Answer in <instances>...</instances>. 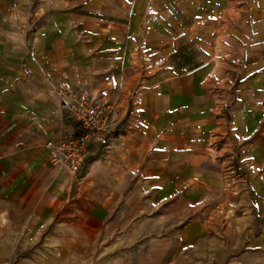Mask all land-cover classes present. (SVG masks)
<instances>
[{
	"label": "crops",
	"instance_id": "0c3cea01",
	"mask_svg": "<svg viewBox=\"0 0 264 264\" xmlns=\"http://www.w3.org/2000/svg\"><path fill=\"white\" fill-rule=\"evenodd\" d=\"M173 1L150 0V17L155 23L161 14L171 16L167 26L173 34L185 36L188 14L184 3L179 6ZM139 5V0H0V264H30L31 243L47 231V240L61 241L62 225L68 224L62 223L63 214L84 220L74 223L79 232L71 244L75 248L106 232L113 223V209H124L128 201L110 198V186L117 176L116 190H124L136 175L148 179L139 187L157 193L146 201L149 216L145 220L150 222H157L152 211L168 203V193L177 190L179 185L168 178L173 174L168 161L166 167L155 168L144 158L152 154L151 159L158 160L166 154L172 159L175 149L171 145L195 127L187 116L192 110L187 102L194 95L191 83L198 71L189 70V60L176 63L173 59L158 70L157 63L166 58L158 51L162 46L154 36V24L146 43L149 67H139L133 58L141 29ZM250 17L251 31L255 27L261 34L259 45L264 47V0L251 10ZM261 58L255 62L262 65L256 82L261 85L264 105V51ZM105 73L116 76L124 94L140 83L138 107L130 130L111 141L103 158L90 156L81 168L85 167L81 179L90 176L100 185V195L66 201L73 180L64 182L60 174L49 170L48 151L43 146L46 139L68 129L59 109L58 91L64 85L91 91ZM127 152L137 154V159H125L123 167L120 156ZM78 190L74 184L72 197ZM135 204L129 202L128 207H138ZM118 219L119 226H124L129 217ZM56 250L54 257L59 255ZM141 253L142 260L133 264H167L158 258V250Z\"/></svg>",
	"mask_w": 264,
	"mask_h": 264
},
{
	"label": "rangeland",
	"instance_id": "374dc122",
	"mask_svg": "<svg viewBox=\"0 0 264 264\" xmlns=\"http://www.w3.org/2000/svg\"><path fill=\"white\" fill-rule=\"evenodd\" d=\"M173 2L179 6L184 3L188 14L185 36L173 34L166 24L172 19L169 15H159L154 23L150 0H139L141 29L133 58L140 68L149 67L150 47L146 43L154 24V36L162 46L158 51L166 58L157 63L158 70L173 59L179 63L189 60V70L198 71L195 83H191L194 95L187 102L192 109L187 116L195 124L192 135L178 136L180 141L171 145L175 149L172 159L166 154L158 160L151 159L152 154L144 158L155 168L166 167L168 161L173 173L168 178L179 185L177 190L168 193V203L152 211L150 215L157 217V222H150L145 220L149 216L146 201L157 193L139 187L148 179L136 175L124 190H116L117 176L110 186V198L128 201L124 209H113L108 230L75 248L71 244L79 235L76 225L84 220L63 214L62 223L68 224L62 225V240H47V231L31 243L30 264H133L142 260L141 251L149 249L158 250V258L167 264H264V105L261 85L256 82L262 65L255 63L262 59L264 47L259 45L261 34L255 27L251 31L250 17L261 0ZM130 8L127 3V12ZM165 42H169L167 48L163 47ZM139 85L130 94L121 88L122 120L117 135L130 130ZM107 150L91 158H103ZM120 158L125 167L124 160L137 159V154L127 152ZM84 168L75 175H59L64 182L73 180L66 201L100 195V185L90 176L81 179ZM74 184L79 190L72 197ZM129 202H137L138 207H128ZM125 215L129 217L126 225L119 226L118 218ZM54 248L59 253L56 257Z\"/></svg>",
	"mask_w": 264,
	"mask_h": 264
},
{
	"label": "built area",
	"instance_id": "2783aa9c",
	"mask_svg": "<svg viewBox=\"0 0 264 264\" xmlns=\"http://www.w3.org/2000/svg\"><path fill=\"white\" fill-rule=\"evenodd\" d=\"M58 92L59 109L68 129L45 140L47 166L56 174L75 175L88 157L108 149L117 136L122 120L119 82L115 75L105 73L91 91L64 85Z\"/></svg>",
	"mask_w": 264,
	"mask_h": 264
}]
</instances>
